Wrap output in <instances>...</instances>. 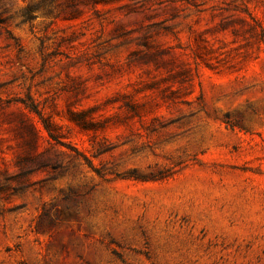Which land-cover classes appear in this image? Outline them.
Returning a JSON list of instances; mask_svg holds the SVG:
<instances>
[{
    "label": "rangeland",
    "instance_id": "1",
    "mask_svg": "<svg viewBox=\"0 0 264 264\" xmlns=\"http://www.w3.org/2000/svg\"><path fill=\"white\" fill-rule=\"evenodd\" d=\"M0 264H264V0H0Z\"/></svg>",
    "mask_w": 264,
    "mask_h": 264
},
{
    "label": "trees",
    "instance_id": "2",
    "mask_svg": "<svg viewBox=\"0 0 264 264\" xmlns=\"http://www.w3.org/2000/svg\"><path fill=\"white\" fill-rule=\"evenodd\" d=\"M27 106H29L32 110H34V111H36V112H39L38 109H37V107H36V105H34L33 103L28 104ZM45 127L48 129L50 136H52V137L54 138L53 133L50 131V129H49V127H48V125H47L46 123H45ZM31 160H32V159H31ZM32 161H33V160H32Z\"/></svg>",
    "mask_w": 264,
    "mask_h": 264
}]
</instances>
